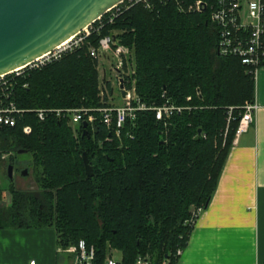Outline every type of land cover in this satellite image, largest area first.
I'll return each instance as SVG.
<instances>
[{"label": "trees", "instance_id": "16d2710c", "mask_svg": "<svg viewBox=\"0 0 264 264\" xmlns=\"http://www.w3.org/2000/svg\"><path fill=\"white\" fill-rule=\"evenodd\" d=\"M106 27L123 30L122 42L132 47L140 101L159 105L167 99L190 109L167 120L138 111L119 138L98 122L93 135L81 136L78 125L74 137L62 118L48 114L38 121L22 113L13 127H0V152L13 151L6 160L13 167L17 150L29 153L19 166L30 167L35 188L8 181V204L0 188V229L50 228L61 249L81 239L93 249L91 264H102L109 249L119 252V264H133L138 256L173 262L192 227L185 220L206 206L215 189L240 106L253 98V79L237 59L216 54L207 9L181 13L173 4L156 11L133 5ZM96 81L95 62L80 49L23 69L13 99L23 109L96 107ZM24 125L30 133H22Z\"/></svg>", "mask_w": 264, "mask_h": 264}, {"label": "built area", "instance_id": "2783aa9c", "mask_svg": "<svg viewBox=\"0 0 264 264\" xmlns=\"http://www.w3.org/2000/svg\"><path fill=\"white\" fill-rule=\"evenodd\" d=\"M173 4L178 12L192 13L208 10V19L216 31L215 52L218 56L232 57L245 67V71L255 79L257 70L264 65V0H213L207 5L202 0H194L184 4L182 0H120L94 19L50 50L40 54L23 68L14 69L0 74V127H13L18 117L24 112L33 113L38 121L51 114L57 119H64L67 126H80L86 122L89 136L93 135L92 127L98 122L108 131L119 138L125 122L131 124L136 112L153 111L156 120H167L172 114L187 109L188 106L174 105L165 99L159 105H146L135 92L134 59L132 47L124 44L121 39L122 30L112 25L114 19L133 5H141L149 11H156L157 7ZM106 28V29H105ZM105 29V32H103ZM92 40H94L92 42ZM84 49L87 56L94 60L98 68L97 94L101 98H116L118 103L113 105L107 101L98 107H63V108H29L16 106L13 94L17 86L16 77L23 69L40 68L47 63L59 60L63 55ZM104 62V64H101ZM119 80L122 81L123 96H120ZM25 86V84H22ZM115 89V92L113 90ZM197 93V92H196ZM163 94H161L162 96ZM189 97H186L188 100ZM241 113L234 129L231 143L244 132L252 121L257 109L254 98L245 101L241 106ZM227 109L226 121H229ZM95 112V113H93ZM97 129V127H96ZM22 133H30V126L24 125ZM132 137L129 131L125 133ZM108 140V137H105ZM12 150L0 152V160H7ZM199 208L191 212L185 223L193 225ZM72 254L71 264H91L92 247H86L83 240L65 249L58 248ZM182 249L177 248L173 254L174 261L164 258L158 263L150 262L146 257L138 256L133 264H175ZM29 264H33L30 261ZM104 264H117L112 258H106Z\"/></svg>", "mask_w": 264, "mask_h": 264}, {"label": "crops", "instance_id": "0c3cea01", "mask_svg": "<svg viewBox=\"0 0 264 264\" xmlns=\"http://www.w3.org/2000/svg\"><path fill=\"white\" fill-rule=\"evenodd\" d=\"M253 83L252 121L231 143L175 264H264V65ZM58 248L50 228L0 229V264H71L72 254ZM113 254L104 260L119 264Z\"/></svg>", "mask_w": 264, "mask_h": 264}, {"label": "water", "instance_id": "95a60500", "mask_svg": "<svg viewBox=\"0 0 264 264\" xmlns=\"http://www.w3.org/2000/svg\"><path fill=\"white\" fill-rule=\"evenodd\" d=\"M120 0H0V74L20 69L50 50ZM120 96H123L119 80ZM81 136L88 137L86 122ZM93 132L96 126L92 127ZM199 132V129L197 130ZM16 153H24L17 150ZM86 176L92 174L86 155L81 154ZM13 165L7 163L6 176L12 180ZM27 168L20 169L26 175Z\"/></svg>", "mask_w": 264, "mask_h": 264}, {"label": "rangeland", "instance_id": "374dc122", "mask_svg": "<svg viewBox=\"0 0 264 264\" xmlns=\"http://www.w3.org/2000/svg\"><path fill=\"white\" fill-rule=\"evenodd\" d=\"M123 31V30H122ZM101 64H104V62H102ZM98 68L96 65H95V69L98 73ZM96 86H97V81H96ZM113 92H115V89L113 90ZM98 103L100 104L101 102L103 101H107L108 103L110 104H117L118 103V99L116 98H112V99H109V98H101L98 94ZM98 107V106H96ZM92 108H95V107H92ZM95 113V112H93ZM72 135L74 137H76L77 135V127L75 126H68ZM8 157H12V156H8ZM18 162L15 163L16 166L13 167L12 169V182H13V185L15 188H18V189H23V190H27V189H34L35 188V185L33 183V180H32V174H31V169L30 167H28L26 169L27 173L26 175H21L20 174V169H21V166H19L20 164L22 165V163H28V161L30 160V155L29 153H20V154H17L16 157ZM6 165H7V162L6 160H0V188L3 189V195H4V198L7 200V204H8V200H9V195L8 193H6V188L8 186V178L6 176ZM6 190V191H4ZM192 208H190V211H191ZM192 212V211H191ZM190 212V213H191ZM113 252H115V250L113 249H109L107 251V255H112ZM116 254H113V256H115Z\"/></svg>", "mask_w": 264, "mask_h": 264}, {"label": "flooded vegetation", "instance_id": "af4514ba", "mask_svg": "<svg viewBox=\"0 0 264 264\" xmlns=\"http://www.w3.org/2000/svg\"><path fill=\"white\" fill-rule=\"evenodd\" d=\"M22 169V168H21Z\"/></svg>", "mask_w": 264, "mask_h": 264}]
</instances>
